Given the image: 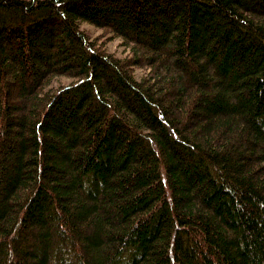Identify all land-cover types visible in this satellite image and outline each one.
Here are the masks:
<instances>
[{
	"label": "trees",
	"instance_id": "16d2710c",
	"mask_svg": "<svg viewBox=\"0 0 264 264\" xmlns=\"http://www.w3.org/2000/svg\"><path fill=\"white\" fill-rule=\"evenodd\" d=\"M0 264H264V0H0Z\"/></svg>",
	"mask_w": 264,
	"mask_h": 264
},
{
	"label": "rangeland",
	"instance_id": "374dc122",
	"mask_svg": "<svg viewBox=\"0 0 264 264\" xmlns=\"http://www.w3.org/2000/svg\"><path fill=\"white\" fill-rule=\"evenodd\" d=\"M81 26H82V28L86 29L91 34L92 37H96L97 35H99L101 33V30L99 28H97L96 26H94L88 22H83L81 24ZM120 39L121 38L118 37V38H115V39L109 41L107 43V49L109 51L114 52L118 56H124L127 52V49L123 45L120 44V42H121ZM142 74H143V70L136 69L137 77H140ZM60 80L62 82H66L68 79L65 77H61Z\"/></svg>",
	"mask_w": 264,
	"mask_h": 264
}]
</instances>
